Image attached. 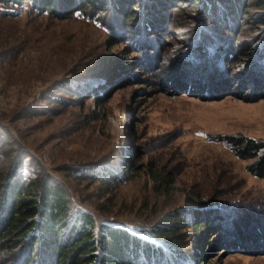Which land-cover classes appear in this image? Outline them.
Masks as SVG:
<instances>
[{
	"label": "rangeland",
	"instance_id": "1",
	"mask_svg": "<svg viewBox=\"0 0 264 264\" xmlns=\"http://www.w3.org/2000/svg\"><path fill=\"white\" fill-rule=\"evenodd\" d=\"M244 3L202 26L185 2L140 0L129 29L112 8L91 20L0 3L1 144L97 223L162 244L149 229L191 213L183 256L160 264H264V180L217 140H264V17ZM103 168L122 180L79 177Z\"/></svg>",
	"mask_w": 264,
	"mask_h": 264
},
{
	"label": "trees",
	"instance_id": "2",
	"mask_svg": "<svg viewBox=\"0 0 264 264\" xmlns=\"http://www.w3.org/2000/svg\"><path fill=\"white\" fill-rule=\"evenodd\" d=\"M139 1L0 0V3L20 6L25 2L31 8L46 14L60 17L80 14L91 20L97 19L99 14L108 13L112 8L113 14L120 15L125 27L129 29L135 27L140 19L135 12L136 9H142ZM148 1L164 3L175 9L180 2H185L195 11L201 25L204 22L212 23V16L218 8L221 20L228 19L230 22L245 11V0ZM251 1L259 7L261 16L264 17V0ZM154 6L152 4V8ZM150 20L148 18L142 22H146L147 29L154 25L153 20ZM217 140L238 158L248 161L246 170L250 174L264 180V140L243 135L220 136ZM1 147L4 148L0 149V264H160L163 251L173 253L175 257L183 256L181 252H174V244L178 242L175 240L176 232L179 226L188 225L186 221L188 217L189 220L192 218L191 213L184 215L182 222H177L170 215L165 217L168 222L149 229V233L159 241L167 238V242L161 241L162 246L124 227L97 223L91 213L76 206L61 183L40 173L33 177L26 176L22 172L23 157L19 154L15 156L12 146L0 142ZM1 157L9 160L4 168L1 167ZM130 169L136 171L138 168L133 166ZM87 171L88 174H79V177H93L100 181L106 179L111 183L122 180L109 168ZM154 178L158 180L157 176ZM160 180H164V177H160ZM189 225L195 230L198 225L203 224L199 222ZM262 241L264 243V238ZM261 248L264 250V245Z\"/></svg>",
	"mask_w": 264,
	"mask_h": 264
}]
</instances>
